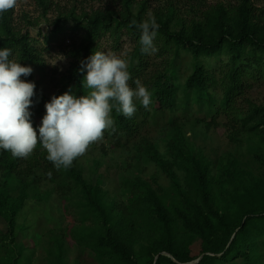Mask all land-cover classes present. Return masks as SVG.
Returning a JSON list of instances; mask_svg holds the SVG:
<instances>
[{
    "label": "trees",
    "instance_id": "obj_1",
    "mask_svg": "<svg viewBox=\"0 0 264 264\" xmlns=\"http://www.w3.org/2000/svg\"><path fill=\"white\" fill-rule=\"evenodd\" d=\"M196 1L183 8L185 15L178 0H166L165 8L150 13L148 0H113L78 15L74 9L59 10L53 0H17L14 9L0 15V48H10V59L32 67L27 81L35 83L34 71L44 66L45 49H37L29 33L36 24L27 10L32 8L42 18L56 13L44 36L48 48L53 43L61 48L68 31H83L80 44L68 53L75 59L68 75L74 95L87 94L80 62L101 51L103 40L113 52L120 51L125 37L131 46L124 59L132 76L129 85L134 88L139 79L152 93L151 105L145 109L137 102L131 118L113 110L114 130L99 139L103 155L123 151L121 201H109L99 182L85 179L77 158L70 168L57 170L39 143L26 158L0 150V223L5 226L0 247L9 250L0 264L17 263L19 253L11 248L15 220L29 199L41 201L43 185L81 218L72 228L49 232L46 264H69L67 239L88 250L96 264H191L198 259L196 264H264V103L243 98L250 80L264 77V6L253 0ZM150 15L160 26L153 56L162 67L152 71L150 54L141 52L139 30L129 26ZM183 57L189 58V73L181 80L176 61ZM36 88L29 109L34 128L50 100ZM164 114L169 119L158 140L141 134ZM219 127L232 151L212 146L207 151L197 141L208 137L211 142ZM149 166L167 179V187L145 175Z\"/></svg>",
    "mask_w": 264,
    "mask_h": 264
},
{
    "label": "clouds",
    "instance_id": "obj_2",
    "mask_svg": "<svg viewBox=\"0 0 264 264\" xmlns=\"http://www.w3.org/2000/svg\"><path fill=\"white\" fill-rule=\"evenodd\" d=\"M16 4L17 0H0V15ZM129 26L140 32L142 53L158 51L154 41L160 26L155 16L140 23L133 20ZM11 55L10 48H0V150L13 157H28L39 143L55 169H68L91 143L103 137L105 130L113 129V110L131 118L137 111L136 102L145 109L152 103V93L139 79L133 81L134 88L129 85L132 76L126 60L114 53L93 51L80 62L78 70L87 94L77 97L69 90L53 95L44 104V115L34 128L29 109L36 85L26 80L33 69L10 59Z\"/></svg>",
    "mask_w": 264,
    "mask_h": 264
},
{
    "label": "rangeland",
    "instance_id": "obj_3",
    "mask_svg": "<svg viewBox=\"0 0 264 264\" xmlns=\"http://www.w3.org/2000/svg\"><path fill=\"white\" fill-rule=\"evenodd\" d=\"M59 4V10H72L75 13L81 15L83 11L89 13L105 5H110L113 0H53ZM145 0H136L137 3ZM177 1V0H176ZM206 4H215L219 1L229 2L230 0H202ZM256 4L264 6V0H253ZM178 8L180 14L185 15V8L196 6V0H178ZM168 3L166 0H148L150 6L149 13L155 8H165ZM189 6V7H188ZM29 8L28 6H24ZM30 13L31 20L34 21L35 26L29 31L31 39H33V45L43 50L44 66L42 71H34V81L37 85L36 91L47 99H50L53 95L59 96L65 92H75V87L70 88L71 83L68 82L69 69L75 59L68 55L69 51H73L81 42L83 31H68L65 33L64 44H61V48L56 44H51L49 48L44 42V36L51 29L50 25L56 13H49L45 18L41 17L40 11H35L32 8L27 9ZM185 17V16H184ZM186 18V17H185ZM67 27H71L70 24ZM110 42L103 40L100 43V50L108 54H115L121 59H125L131 50V46L127 38L122 40V49L118 52H113L110 48ZM48 48V49H47ZM150 65L148 71L161 69V59L156 58L153 54H150ZM189 58L183 57L181 60H177L176 64L179 65V76L183 80L187 74ZM250 88L245 91L243 98L245 100L260 105L264 103V77L257 78V80H250ZM137 103V102H136ZM197 117L194 114V118ZM199 118H205V114H200ZM208 118V117H207ZM220 118V117H219ZM218 118V119H219ZM140 119V118H139ZM169 119L168 114L158 116L154 123H148L142 128L141 134L151 139L158 140L165 128ZM209 118L207 119V121ZM37 121V120H36ZM222 127L217 128L213 132L211 142L207 137L202 145L206 146V150L209 151L210 147L216 149L218 152L232 151L233 145H231L224 134ZM189 136V134H188ZM103 142L97 140L93 145H89L86 152L77 157L78 163L84 171V178L90 181L92 184L99 182L100 187L107 193L109 201H121L122 191L120 188V179L123 172V151H108L106 155H103L101 147ZM107 146H105L106 148ZM146 176H155L159 183L167 187V179L159 173L153 166L147 167L145 170ZM130 176H136L134 171H129ZM42 198L40 202L29 199L24 208L19 213L15 220L14 227V248L17 255L16 264H46V251L49 247V232L58 233L65 228H72L80 222V216L76 213L70 205L60 201V199L51 192L50 185L42 186ZM47 199V200H44ZM5 232L4 224L0 223V236ZM10 247V246H9ZM67 261L69 264H96L93 256L88 250L78 248L75 243L67 239ZM7 251V252H6ZM9 254L8 249L0 247V260L7 258ZM192 254H196V248H192Z\"/></svg>",
    "mask_w": 264,
    "mask_h": 264
},
{
    "label": "water",
    "instance_id": "obj_4",
    "mask_svg": "<svg viewBox=\"0 0 264 264\" xmlns=\"http://www.w3.org/2000/svg\"><path fill=\"white\" fill-rule=\"evenodd\" d=\"M198 261H199V259H198V260H196V261H194V262H193V263H191V264H196Z\"/></svg>",
    "mask_w": 264,
    "mask_h": 264
}]
</instances>
